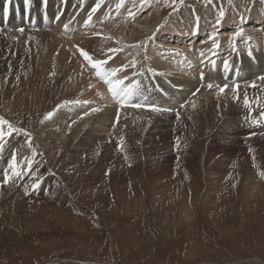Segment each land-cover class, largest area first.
<instances>
[{"label":"rangeland","instance_id":"obj_1","mask_svg":"<svg viewBox=\"0 0 264 264\" xmlns=\"http://www.w3.org/2000/svg\"><path fill=\"white\" fill-rule=\"evenodd\" d=\"M72 1L52 0L50 4ZM135 1L113 23L94 25L107 28L96 44L100 52L107 51L104 55L113 53L106 47L112 29L120 24L126 30L137 17L146 31V42L139 43L122 41L123 33L121 37L112 35L120 46L113 55L129 58L147 46H160L157 30L162 31L177 15L185 20L184 27L200 24L204 16L215 22L204 25L203 36L194 37L182 48L202 46L214 29L219 30V36L257 29L258 49H263L264 25L257 26L255 17L264 15V0H141L139 3H149L143 13ZM29 2L41 3L33 14L43 19L47 10L44 1ZM99 4L100 10L105 9ZM151 13L155 16L150 19ZM236 14L235 28L232 24L219 26ZM3 25L0 23V34ZM48 25L37 29H58L55 23ZM7 29V33H18L12 25ZM65 32L72 39L81 29ZM250 42L255 46V41ZM169 43L172 45L163 48L174 50L180 45ZM167 55L174 60V53ZM221 58L232 60L226 55ZM18 66L14 62L0 75V264H264V123L245 128L246 120L237 113L235 124L243 132L235 133L229 124L233 120L227 118L233 115L220 106H196V113L185 122L182 115L178 117L182 106H177L167 113L179 119L176 128L153 121L144 128L146 136L135 151L122 149L124 168L98 170L99 161L88 160L87 165L81 162L84 170L80 171V163L72 158L73 121L67 123L65 140L57 149L41 140L45 126L51 125L48 113L62 111L72 99L66 98L57 82L44 84L39 75L18 70ZM193 66V71H198ZM258 71L255 67L248 71L252 78L241 82L234 78L233 83L237 86L253 80ZM162 81L170 84L171 79ZM76 107L65 114L67 119L75 117V121L94 109ZM93 129L90 126L88 132L95 133ZM191 135L200 140L193 148L185 144L190 143ZM174 137L184 148H174V156L159 155L156 148H163ZM96 142L83 141L81 153L91 150ZM9 162L14 166L12 172L6 167ZM51 177L58 187L47 185Z\"/></svg>","mask_w":264,"mask_h":264},{"label":"bare ground","instance_id":"obj_2","mask_svg":"<svg viewBox=\"0 0 264 264\" xmlns=\"http://www.w3.org/2000/svg\"><path fill=\"white\" fill-rule=\"evenodd\" d=\"M32 1L37 2V0ZM133 1L135 0H73L71 3H59L58 5L52 3L51 5L52 0H47L46 6L44 3V7L47 9L44 19L36 18L33 14L36 5L41 3L28 2L26 4V1L17 0L0 3V23L4 24L2 29L4 31L1 33L3 35L0 34V37H4L2 38L4 41L0 40V75H2V71H8V67H13V63L16 62L19 65L18 70L30 71L36 77L39 75L44 84L53 85L57 82L65 90L66 98L72 99L62 111L54 112L52 117L48 119L51 120V125L45 126L46 129L41 136L45 146L51 147L50 149L52 147L57 149L65 140L67 123L74 122L73 128L76 137H74L72 158L80 163L79 170H84L81 162L87 165L85 162L93 160L99 161L101 164L97 167L98 170L112 168L119 171L124 168L122 149L129 148L135 151V146H139L146 136L143 132L144 128L152 125L153 121L156 125L168 123L170 126L177 127L179 122L177 116L175 119L172 117L173 115L167 114L171 113V108L177 106H182L178 110L181 113L178 117L182 115L181 121L183 122L196 113V106L203 109L220 106L224 108L227 114L233 115L227 116V118L233 120L229 124L232 127L230 130L235 133H240L243 129L240 125L235 124L234 115L237 113H240L243 120H246L245 128L249 129V127L264 123V80L260 79V77H264V46L263 49H258L261 41L257 29L251 33L246 32L247 29H245L239 36L236 34L219 36V30L215 31L214 29L210 31V38L202 46L197 48L193 44V47L189 46L191 48L188 46L182 48L181 45L189 44V41L193 40L194 37L198 36L197 40L202 37L205 30L204 25H210L214 19L204 16L203 20H200V24L184 27L183 21L185 20H181V16L177 15L175 19L177 24L172 19L168 24H165L167 26L163 27L162 31L157 30L156 39L159 40L161 47L159 45L156 47L151 45V48L147 46L141 52L130 55L129 58L113 55L114 49L119 50L120 48L117 46L119 44L115 37H121L122 33L124 34V38H121L122 41L139 43L145 40L146 42L147 37L143 35L146 32L143 29V22H137V17H135L126 30L123 23L117 26L118 28L112 29L111 40L106 48L110 47L113 53L104 55V53L107 54V51L102 50L100 52L96 44L99 41L97 38H102L101 36L107 33V28L97 29L94 25H101L106 22L113 23L119 19L120 12H127V8ZM140 1H135L134 5L140 4L143 9L140 10V13H143L149 3H139ZM99 3H103L105 9L101 8L102 10H100ZM48 6H52V8ZM6 8L7 15H5ZM54 8L56 10L53 13ZM256 15L257 26L264 25V15ZM55 16L58 18L53 22ZM154 16L152 13L149 15L150 19ZM237 19V14L230 16V22L224 23L225 25L220 23L219 26L227 28L232 24L235 28ZM48 23H55L58 29H37L42 25L46 27ZM8 25L17 28L16 32L18 33L12 31L7 33L5 30L8 31ZM20 29L23 31L21 32ZM75 29H81L76 37L69 39L67 35L65 36L67 33L65 30L73 31ZM188 31L192 32L185 35ZM190 34L193 36L189 37ZM170 35L172 36L170 37ZM171 39L174 44L179 42V47L174 48V50L164 49L162 45H172L169 43H173ZM250 41H255V46L250 44ZM81 49L89 53L92 58L91 63L81 55ZM172 53L175 54L172 55L175 56L173 61H171V56L165 57V54L171 55ZM250 53L251 55H249ZM225 55L226 58L232 57V60L227 61V70L224 67L225 61L221 58ZM97 60L106 62L100 66L102 72H110L112 68L121 69L114 77H109L113 82L116 80L123 81L120 87L137 89L139 86L138 91L141 96L137 98L136 102L141 103L142 107L132 108L129 105L121 107L118 102L115 105L111 101L117 100L113 97L105 79L98 76L97 70L92 67V63ZM176 63L179 66L176 67L175 72H172L171 69ZM125 65H127L126 68ZM193 65L197 66L196 70L198 71H193ZM255 67L259 69L255 79L240 84L237 89L236 84L233 83L234 77L240 82L243 79L252 78L248 71ZM157 69L161 70L162 73L158 74ZM199 71L200 73H198ZM173 73L174 75H172ZM200 74H203V79H201ZM162 78L171 79L170 84L164 83ZM210 83L213 85L212 88L207 87ZM225 84L228 87L221 92L220 89ZM252 84H255L256 87L253 88ZM246 98L250 102L247 105L244 103ZM76 106L80 107L81 110L91 107L98 110L94 112L93 109H88L89 112L85 115L76 116L75 121V117L67 119L65 114L69 111H75ZM154 108L168 109V111L165 113L157 112L153 110ZM64 109L66 110L64 111ZM258 118L259 120L255 122ZM108 125L112 126V129H109ZM90 126L96 129L95 133L88 132ZM79 134H81L80 140ZM190 137V143L185 144L193 148L200 140L196 135ZM87 140L97 142L91 150L81 153V146L84 145L82 143L83 141L87 142ZM183 145L177 137H174L163 148L157 147L156 151H159V155L174 156V148L182 149L184 148ZM3 163H5L4 160ZM12 165L13 163H10L6 166L10 172L14 170ZM2 175L4 174L2 173ZM55 181L56 179L51 177L47 185L50 184L56 188L58 184ZM98 181L100 180L98 179L96 183Z\"/></svg>","mask_w":264,"mask_h":264},{"label":"snow or ice","instance_id":"obj_3","mask_svg":"<svg viewBox=\"0 0 264 264\" xmlns=\"http://www.w3.org/2000/svg\"><path fill=\"white\" fill-rule=\"evenodd\" d=\"M29 2V0H26V4ZM45 6L47 4V0H44ZM95 11V9H94ZM5 15H7V8L5 9ZM46 15V14H45ZM20 31L22 32L23 29H20ZM243 31V29H241L240 31H238L236 33L237 36L241 35V32ZM154 39V37H150L149 38ZM115 51V49H114ZM81 55L90 63L92 62V58L89 55V53L87 51H84L83 49L80 50ZM251 55V53L249 54ZM106 62L103 60H97L94 63H92V67L95 68L97 70V75L98 76H102L105 79V82L109 85L110 90L112 91V95L113 97L117 100V102L120 104L121 107L125 106V105H129L132 108H139L142 107L143 105L141 103L136 102L137 98L139 96H141V93L138 91V87L137 89H131V88H124V87H120V85L123 83V81L121 80H116L115 82H113L112 79H110L109 77H114L116 75L117 72H120L121 69L120 68H112L111 71H101L100 70V66L105 64ZM127 67V65H125V68ZM224 67L227 70L228 69V62L225 61L224 62ZM201 79H203V74H201ZM260 79L264 80V77H260ZM253 88L256 87L255 84L251 85ZM208 88H212L213 85L210 83L207 85ZM228 85L225 84L223 88L220 89L221 92H223L225 90V88H227ZM237 89L239 88V85L236 86ZM146 100V98H145ZM244 103L247 105L249 104V100L246 98ZM98 109H93V111H97ZM154 111L157 112H165L168 111V109H163V108H154ZM52 113H48V117H51ZM118 119V118H117ZM4 123H7V121H4ZM0 135H2V133H0ZM29 167H31V165H29ZM16 175H20L21 173L16 172ZM262 175H264V173H262ZM35 189L39 188V182L37 184L34 185Z\"/></svg>","mask_w":264,"mask_h":264}]
</instances>
